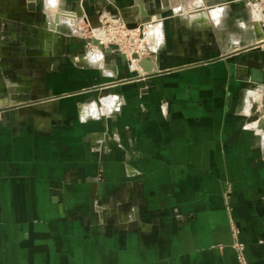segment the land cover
Segmentation results:
<instances>
[{
    "label": "crops",
    "instance_id": "obj_1",
    "mask_svg": "<svg viewBox=\"0 0 264 264\" xmlns=\"http://www.w3.org/2000/svg\"><path fill=\"white\" fill-rule=\"evenodd\" d=\"M0 4L7 6L0 11V264H241L233 225L248 264H264V144L245 132L240 109L255 85L250 71L264 74V38L255 39L264 31L248 28L246 42L212 31L209 41L203 28L191 43L168 8L159 9L169 43L150 77L139 79L120 61L118 69L110 62L107 78L92 75L76 88L48 76L35 85L23 77L25 90H15L10 5L25 15L30 49L62 27L49 0L53 12L41 24V0ZM225 15L237 22L236 13ZM96 83L104 90L90 91ZM106 93L124 97L123 114L80 122L76 103ZM100 133L98 141H108L96 150L87 136Z\"/></svg>",
    "mask_w": 264,
    "mask_h": 264
},
{
    "label": "rangeland",
    "instance_id": "obj_2",
    "mask_svg": "<svg viewBox=\"0 0 264 264\" xmlns=\"http://www.w3.org/2000/svg\"><path fill=\"white\" fill-rule=\"evenodd\" d=\"M41 1L42 6H39L41 10H38L39 7L35 10L42 16L40 24L47 21L49 17L48 0ZM237 1L240 3H236ZM146 2L149 6L148 8L146 6L149 15L142 18L140 4L122 9L119 7L118 2L115 3L112 0H61V10H57L54 16H52L53 21L56 20L57 15L60 16L61 21L58 24L59 27H62L60 28L61 32H58L55 28L48 29L42 38H37L35 45L31 49L27 44V40L30 38L29 34L26 35L29 38H24V32H26V28L24 30L25 15L20 12V6L10 5V65H14L10 69V75L14 78L15 84H20L17 85L15 90H25L23 87V84H25L23 77L29 79L28 82L35 85L37 84L35 83L37 79L48 76L53 79L57 78V81L62 80L64 89L76 88L79 86L78 84L89 81L88 79L92 78V75L100 79L107 78L105 75H108L116 67L114 65H117L116 69H118V62L120 61L126 64L127 70L137 71L138 75L141 74L142 71L144 72L140 67L143 59L152 62L158 61L160 53L168 50L169 42H167L165 32L166 20L163 19L161 12L158 11L159 9L166 12L168 8V13H166L171 17V21L174 23L177 20L182 23L181 27L184 29V32L189 34L184 38L191 43H196L199 38H203V28H207L206 35L209 41H211L210 34L212 31L216 33L213 32L219 39H233L230 36L232 33L234 34V39L238 41L243 40V42H246L244 40V28L246 29V34L249 32L247 31L248 28L256 34L258 30L264 31V0H233L232 3H229L230 1L220 2L218 0H174L172 4L171 0H168L166 2L168 4L165 3L164 5L160 0V6L155 4V0H146ZM108 4H116L115 6L119 9L120 14L112 16L106 10L103 11L102 9H105ZM143 5L145 6V4ZM6 7L0 4V11L3 12L6 10ZM79 10H82L80 18L65 17L61 13V11L76 13ZM215 10L218 16L214 13ZM227 12L236 13L237 16L233 18V20H237L236 23L228 21V16L225 17ZM222 21L225 22L228 31H220L223 24ZM159 22L163 31L161 37H156V35L149 37L147 34L148 25L155 26ZM40 24H37L36 29L32 31V34L36 37L41 36V29L37 28ZM96 30L104 31L108 39L106 44H103L106 48L102 51L105 58L97 62L95 60V62L89 61L83 65L81 61L84 60L85 53H97L98 51V47L93 43ZM58 37L60 40H56ZM257 38L259 37L256 36L255 39ZM173 39H178L179 41L178 37H173ZM45 45L49 50L45 48ZM154 48L155 52H153ZM208 55L215 56L219 54L211 53ZM29 61L32 62L35 68L28 69L25 67L24 63ZM110 62H114V65H110ZM49 86L52 88H49L47 91L49 93L53 92L54 86ZM258 86L264 85L258 84ZM93 88L90 91L96 90L99 92L103 91L105 86L102 83H96ZM259 88L257 94L259 100L254 101L252 105L246 103V93L248 91L246 90L245 94L243 93L242 95L240 103L241 121L243 124H247L243 128H247L245 132L255 134V140L257 139L256 132L258 131L248 127V119L258 117L259 108L262 107L264 87ZM125 105L124 97L118 94L106 93L99 94L96 98L90 97L89 99H85V101L77 102L76 111L80 122L86 124L90 122L106 123V120L116 119L122 115ZM249 111L252 113L251 117L248 114ZM118 133L119 130L114 135H110L111 139L112 137H114V140L119 139L116 136ZM98 135L99 137L97 138L87 136L88 142H91V144L96 143L93 144L95 145V149L102 150L103 145L108 141L107 134L105 135L104 139L106 141L104 143L98 141V139H102V134Z\"/></svg>",
    "mask_w": 264,
    "mask_h": 264
},
{
    "label": "bare ground",
    "instance_id": "obj_3",
    "mask_svg": "<svg viewBox=\"0 0 264 264\" xmlns=\"http://www.w3.org/2000/svg\"><path fill=\"white\" fill-rule=\"evenodd\" d=\"M59 1H61V0H49V4H50V6H51V8L52 9H54L56 12H57V10H56V8H57V6H58V4H59ZM48 4V5H49ZM50 11V10H49ZM53 12V11H52ZM52 12H49V13H52ZM56 12H53L52 14H54V13H56ZM82 10H79L78 12H76L75 13V17L76 18H80L81 16H82ZM214 13H216V10H215V12ZM80 14H81V16H80ZM140 14V13H139ZM203 14V13H202ZM219 14V13H218ZM215 15V14H214ZM216 15H217V13H216ZM200 16H202V15H200ZM210 16V15H209ZM218 16V15H217ZM214 18H216V16H214ZM67 20V19H66ZM216 20V19H215ZM61 21V20H60ZM68 21H69V19H68ZM65 22V21H64ZM70 22V21H69ZM62 23V22H61ZM66 23V22H65ZM160 22H159V24L158 25H148V31H147V34H148V36L150 37L151 35H156V37L158 36L159 38L161 37V35H162V33H163V31H162V28H161V26H160ZM242 24H244V23H242ZM244 31V40H247V34H246V29L244 28L243 29ZM94 37L96 38V39H98L99 41H100V43H102V44H106V42H107V36H106V34H105V32L104 31H102V30H96L95 31V34H94ZM122 38V37H121ZM264 37H259L258 39H263ZM56 40H60V38L58 37V39H56ZM98 49V51H97V53H94V52H92V53H90L89 52V54H86L85 53V55H84V60L83 61H81L82 62V64L84 65V64H86L87 62H89V61H102V60H104V58H105V55L103 54V52H102V50H100V48L98 47L97 48ZM106 49V48H105ZM157 51V50H156ZM109 53H111L110 51H109ZM136 57V56H135ZM134 60H135V58H134ZM94 61V62H95ZM141 62V61H140ZM141 64V63H140ZM141 67V66H140ZM142 68V67H141ZM143 69V68H142ZM144 70V69H143ZM241 71H243V72H246V70H244V69H242ZM145 72V71H144ZM259 87H258V84L257 83H255V85L253 86V87H250L249 89H248V91H247V102L246 103H249L250 105H252L253 104V102L254 101H257V100H259L258 99V97H257V94H258V92H259ZM261 108H259L260 109V111H259V115H258V121H255V122H252V123H254V124H252V123H250V124H252L251 126H252V128H254V129H256L257 131H258V134L257 135H260V136H262V140L260 141V143H262V144H264V132H263V130H262V125L264 124V102H263V104H261ZM250 109H251V107H250ZM87 111V110H86ZM250 112V111H249ZM248 112V114H250V116L252 115V113L250 112L249 113Z\"/></svg>",
    "mask_w": 264,
    "mask_h": 264
},
{
    "label": "water",
    "instance_id": "obj_4",
    "mask_svg": "<svg viewBox=\"0 0 264 264\" xmlns=\"http://www.w3.org/2000/svg\"><path fill=\"white\" fill-rule=\"evenodd\" d=\"M103 11L106 10V12L110 13L112 16H118L120 14V11L119 9L113 5V4H108L105 9H102ZM149 13L148 11L146 10V7L145 6H141V16L142 18L144 17H148ZM56 23H58L60 21V16L57 15L56 16ZM93 43L95 46L99 47L102 51L105 50V47L102 43H100V41L96 38L93 39ZM156 55V54H155ZM140 66L144 69V74H139L138 75V78L139 79H145V78H148L150 77L154 72V66H153V62L150 61V60H142ZM251 75H250V81L253 83H258L260 85H264V74L262 73V75H259L261 73H255L254 71H250ZM258 76H263V79H259ZM128 80L126 81H123V82H127ZM251 84V85H252ZM264 102V101H263ZM254 107V106H253ZM255 121H258V117H253V118H249L248 119V124L252 123V122H255ZM262 127V130L264 132V124L261 126ZM257 139L259 141L262 140V136L260 135H257Z\"/></svg>",
    "mask_w": 264,
    "mask_h": 264
},
{
    "label": "built area",
    "instance_id": "obj_5",
    "mask_svg": "<svg viewBox=\"0 0 264 264\" xmlns=\"http://www.w3.org/2000/svg\"><path fill=\"white\" fill-rule=\"evenodd\" d=\"M233 236H234L233 248L235 249L238 255V259L240 263L248 264L247 258L245 256L246 246L240 239V231L237 228H235L234 225H233Z\"/></svg>",
    "mask_w": 264,
    "mask_h": 264
}]
</instances>
